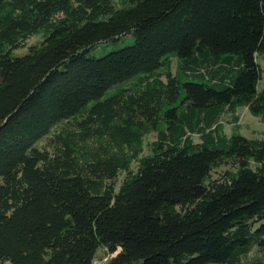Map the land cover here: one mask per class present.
Masks as SVG:
<instances>
[{
    "label": "trees",
    "instance_id": "16d2710c",
    "mask_svg": "<svg viewBox=\"0 0 264 264\" xmlns=\"http://www.w3.org/2000/svg\"><path fill=\"white\" fill-rule=\"evenodd\" d=\"M262 55L264 0H0V264H264Z\"/></svg>",
    "mask_w": 264,
    "mask_h": 264
},
{
    "label": "rangeland",
    "instance_id": "374dc122",
    "mask_svg": "<svg viewBox=\"0 0 264 264\" xmlns=\"http://www.w3.org/2000/svg\"><path fill=\"white\" fill-rule=\"evenodd\" d=\"M41 40L40 36H35L28 42V46L24 49L17 50L18 54H26L30 47L36 45ZM133 40V39H132ZM129 42H131V37L129 39L124 41H119L118 43H109L104 46H101L96 52L94 51V54L98 57H101L105 54L108 50L117 49L120 47H123L127 45ZM258 62L262 67L263 70V78L259 84L258 90L264 89V55L258 57ZM236 115L239 118V121L237 124H226L223 126L225 134L230 137L233 135V133H238L241 136L248 138V139H260L264 136V124L260 122L256 117H254L247 108H240ZM148 140H151L149 138ZM103 251L99 252V256H102ZM109 258H106L103 261V264H107ZM94 264H102L100 261H96Z\"/></svg>",
    "mask_w": 264,
    "mask_h": 264
}]
</instances>
